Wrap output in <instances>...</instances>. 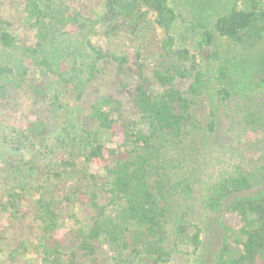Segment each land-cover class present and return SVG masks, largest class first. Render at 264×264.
I'll return each mask as SVG.
<instances>
[{"label": "trees", "instance_id": "16d2710c", "mask_svg": "<svg viewBox=\"0 0 264 264\" xmlns=\"http://www.w3.org/2000/svg\"><path fill=\"white\" fill-rule=\"evenodd\" d=\"M248 4L235 2L219 15L217 33L241 42L256 19ZM24 10L35 32L33 43L22 41L0 17V100L28 87L41 102L55 106L65 100L70 121L80 123L79 136L67 138L68 153L55 152L58 171L53 173L76 178L71 193L87 195L93 210L74 230L80 254L90 256L105 246L116 256L125 252L141 264L168 262L171 208L149 183V168L156 157L155 175L165 187L170 185L175 166L170 169L168 164L169 148L187 137L194 97L204 81L200 68L185 63L190 50L177 46L175 8L169 0H95L86 12L72 7L69 0H25ZM149 20L160 35L162 51L153 67L139 46H110L120 32L137 36ZM202 37L208 44L213 41L209 31ZM225 71L219 69L221 76ZM178 78L192 80L189 90L176 85ZM47 82L55 85L54 95ZM218 92L229 95L227 88ZM48 131L47 123L36 117L28 121L22 136L38 139ZM18 143L8 150L19 152ZM5 152L2 148L0 155ZM226 178L211 188V199L221 202L233 192L253 187L243 171ZM69 195L64 199L71 200ZM9 198L25 199L22 193H11ZM54 198L41 197L34 205L36 219L44 225L37 264H84L77 252H63L67 236L57 231L63 216ZM226 210L240 225L230 228L232 242H225L210 264H264V192L238 198ZM188 215L183 211L179 216L177 232L189 237L197 250L202 230ZM190 228L193 232L188 236Z\"/></svg>", "mask_w": 264, "mask_h": 264}, {"label": "rangeland", "instance_id": "374dc122", "mask_svg": "<svg viewBox=\"0 0 264 264\" xmlns=\"http://www.w3.org/2000/svg\"><path fill=\"white\" fill-rule=\"evenodd\" d=\"M94 1L69 0V3L87 12ZM169 1L177 12L173 26L177 46L190 50L191 58L185 63L200 68L204 81L194 97L187 137L180 145L169 148L168 164L170 169L173 163L175 166L170 185L165 187L155 175L156 157L152 159L148 179L155 193L171 208L166 244L172 257L164 264H210L224 243L232 242L230 228L240 225L226 205L264 192V0ZM243 1L249 2L255 12L252 28L243 33L241 42L219 35L215 28L219 15L233 3ZM24 6L25 0H0V17L9 22V28L22 41L33 43L35 32L26 21ZM204 31L213 35L209 44L203 41ZM159 39L149 20L137 36L120 32L110 46L125 49L139 46L153 67L162 52ZM98 42L107 46L104 40ZM221 67H225V76L219 73ZM191 81L178 78L176 85L187 91ZM47 84L49 93L54 95L55 85ZM221 88H227V97L219 94ZM59 104L41 102L28 87L14 90L0 100V150H6L5 156L0 155V264H37L44 225L37 221L34 205L39 198L49 200L52 195L63 216L57 231L67 236L63 252H77L84 264H141L125 252L116 256L105 246H99L90 256L80 254L74 230L93 210L87 195L71 193L76 178L53 174L58 171L55 152H67V138L78 137L81 128L78 121H70L67 102ZM36 117L47 123L49 131L44 137L26 139L22 136L24 129ZM18 142L20 151L10 152L9 147L19 145ZM238 170L252 179L253 187L233 192L221 202L211 199V188ZM11 193H22L25 199L14 202L9 198ZM66 194H70L71 200L64 199ZM183 211L202 230V244L197 250L189 237L177 232ZM192 232L190 228L188 236Z\"/></svg>", "mask_w": 264, "mask_h": 264}]
</instances>
